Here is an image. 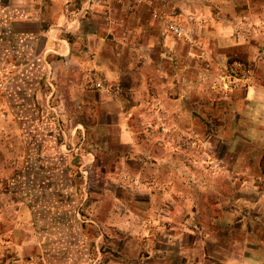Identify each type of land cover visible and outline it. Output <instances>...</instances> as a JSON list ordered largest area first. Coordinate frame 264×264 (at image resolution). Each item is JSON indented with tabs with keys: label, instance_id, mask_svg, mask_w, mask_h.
Returning a JSON list of instances; mask_svg holds the SVG:
<instances>
[{
	"label": "rangeland",
	"instance_id": "374dc122",
	"mask_svg": "<svg viewBox=\"0 0 264 264\" xmlns=\"http://www.w3.org/2000/svg\"><path fill=\"white\" fill-rule=\"evenodd\" d=\"M95 2L83 72L0 21V264H264V0Z\"/></svg>",
	"mask_w": 264,
	"mask_h": 264
},
{
	"label": "crops",
	"instance_id": "0c3cea01",
	"mask_svg": "<svg viewBox=\"0 0 264 264\" xmlns=\"http://www.w3.org/2000/svg\"><path fill=\"white\" fill-rule=\"evenodd\" d=\"M206 1L211 5L230 2V0ZM89 7L91 14H94L97 3H94V0H0V21L5 24L4 28L12 37H26L31 41L40 38L45 40L40 52L35 43L24 49L27 52L34 54L39 52L43 55L54 51L60 57L77 63L79 70L83 72L85 54L97 51L99 47L97 43L92 44L88 51L87 46L82 43L83 37H90L93 40L97 35L95 31L89 32L84 29V24L93 17L91 14L87 16ZM70 37L75 38L76 48L71 45ZM33 62L38 65L43 63L41 59Z\"/></svg>",
	"mask_w": 264,
	"mask_h": 264
},
{
	"label": "built area",
	"instance_id": "2783aa9c",
	"mask_svg": "<svg viewBox=\"0 0 264 264\" xmlns=\"http://www.w3.org/2000/svg\"><path fill=\"white\" fill-rule=\"evenodd\" d=\"M172 30L174 31V33H176L178 35H182V31L179 28L173 26Z\"/></svg>",
	"mask_w": 264,
	"mask_h": 264
}]
</instances>
